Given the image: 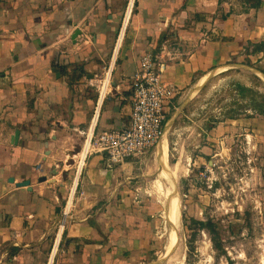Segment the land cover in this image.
Listing matches in <instances>:
<instances>
[{
  "label": "crops",
  "instance_id": "1",
  "mask_svg": "<svg viewBox=\"0 0 264 264\" xmlns=\"http://www.w3.org/2000/svg\"><path fill=\"white\" fill-rule=\"evenodd\" d=\"M129 2L0 0V264L144 262L157 248L148 185L163 151L170 166L174 153L201 158L210 141L264 134L252 109L224 118L225 106L211 130L193 110L215 76L264 93V0H133L122 32ZM146 53L167 60L174 88L162 139L113 167L89 144L69 210L66 162L81 158L85 133L129 121L131 78Z\"/></svg>",
  "mask_w": 264,
  "mask_h": 264
},
{
  "label": "rangeland",
  "instance_id": "2",
  "mask_svg": "<svg viewBox=\"0 0 264 264\" xmlns=\"http://www.w3.org/2000/svg\"><path fill=\"white\" fill-rule=\"evenodd\" d=\"M222 85L224 79L213 77L195 101L196 116L208 117L206 130L218 123L220 111L232 101V90ZM243 133L225 138L222 143L210 141L206 144L210 147L208 154L201 158L177 157L176 153L170 156V168L180 162L175 191L170 189L162 167L156 166L148 186L159 215L157 248L139 264H264V134L246 137L248 131ZM76 160L68 159L65 165L73 173L67 178V197L81 158ZM158 179L163 183L162 192L155 188ZM174 194L179 200L177 242L166 255L174 233L166 210ZM194 220L212 223L221 247H216L210 230Z\"/></svg>",
  "mask_w": 264,
  "mask_h": 264
},
{
  "label": "built area",
  "instance_id": "3",
  "mask_svg": "<svg viewBox=\"0 0 264 264\" xmlns=\"http://www.w3.org/2000/svg\"><path fill=\"white\" fill-rule=\"evenodd\" d=\"M133 7L134 2L130 0L122 21V32L128 25ZM167 67L168 62L161 54L143 55L131 78L133 104L129 121L120 128L91 136L90 144L106 154L109 167L146 155L162 139L174 94V88L164 79Z\"/></svg>",
  "mask_w": 264,
  "mask_h": 264
},
{
  "label": "trees",
  "instance_id": "4",
  "mask_svg": "<svg viewBox=\"0 0 264 264\" xmlns=\"http://www.w3.org/2000/svg\"><path fill=\"white\" fill-rule=\"evenodd\" d=\"M230 86L233 93V100L229 106H233L223 113L224 118H237L240 115L246 114V110L248 109H252L254 113L264 115V93H261L252 87H248L238 81L232 82ZM220 120L223 119H219V121ZM194 221L203 227H207L213 235L212 239L216 247H221L220 241L215 235V228H213V225H211L212 223L209 221Z\"/></svg>",
  "mask_w": 264,
  "mask_h": 264
},
{
  "label": "bare ground",
  "instance_id": "5",
  "mask_svg": "<svg viewBox=\"0 0 264 264\" xmlns=\"http://www.w3.org/2000/svg\"><path fill=\"white\" fill-rule=\"evenodd\" d=\"M105 79H107V78H105ZM108 80V79H107ZM103 82V81H102ZM108 86V85H107ZM103 94V93H102ZM91 135H92V133H89V135H88V139H87V141H85L86 142V144H85V147H84V149H82V151H81V153H80V156H81V160H80V164H79V170H80V168H81V166H82V164H83V159H84V156H85V154H86V150H87V148L89 147V144H90V137H91ZM161 154V153H160ZM163 156H162V161H160L161 162V167H162V169H163V171H164V173H165V177H166V179H167V182H168V185L170 186V189L172 188L173 190L175 189V180H176V176H178L177 174H178V172H179V163H176V164H174L173 165V167H169L166 163H167V156H166V152L165 151H163V154H162ZM161 158V157H160ZM79 172V171H78ZM164 175V174H163ZM75 180V179H74ZM74 182V181H73ZM72 182V183H73ZM76 180H75V182H74V184H73V186H72V190H71V193H70V199H69V201H68V208L71 206V202H72V195L74 194L73 192H74V190H75V187H76ZM155 184V188L156 189H158V190H160V192H162L163 190H162V188H163V183L161 182V180H156V182L154 183ZM154 186V185H153ZM168 189V188H167ZM166 189V190H167ZM162 190V191H161ZM175 191V190H174ZM157 192V191H156ZM159 192V191H158ZM167 195L170 197V196H172L171 195V192H170V190L168 189V192H167ZM175 195V197H174V201H173V203L167 208V214H168V218H169V221H170V225H171V227H172V230H173V242H172V245H171V248L169 249V251H168V253H166V255H168L169 253H170V251H172V249L175 247V245H176V234H175V223H174V219L175 218H178V216H179V211H178V206H176L177 205V203H178V196L176 195V194H174ZM174 212H175V216H174ZM175 217V218H174ZM180 219V218H179ZM176 221H177V219H176ZM177 229V228H176ZM59 236V235H58ZM172 238V237H171Z\"/></svg>",
  "mask_w": 264,
  "mask_h": 264
},
{
  "label": "water",
  "instance_id": "6",
  "mask_svg": "<svg viewBox=\"0 0 264 264\" xmlns=\"http://www.w3.org/2000/svg\"><path fill=\"white\" fill-rule=\"evenodd\" d=\"M78 34H80V31H79V30H77V31L75 32L73 38H76V36H77ZM19 135H20V131L17 130L16 133H15V136L12 138V142H13L14 144H17V143H18V141H19ZM13 180H14V179H11V181H13ZM40 180H41V181L47 180V177L44 176V177H42ZM18 185H19V186H28V185H30V180H24V181L18 183Z\"/></svg>",
  "mask_w": 264,
  "mask_h": 264
}]
</instances>
